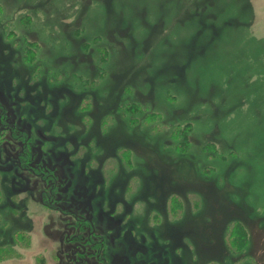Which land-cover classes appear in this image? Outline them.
<instances>
[{
	"label": "rangeland",
	"instance_id": "1",
	"mask_svg": "<svg viewBox=\"0 0 264 264\" xmlns=\"http://www.w3.org/2000/svg\"><path fill=\"white\" fill-rule=\"evenodd\" d=\"M0 264H264V0H0Z\"/></svg>",
	"mask_w": 264,
	"mask_h": 264
},
{
	"label": "trees",
	"instance_id": "2",
	"mask_svg": "<svg viewBox=\"0 0 264 264\" xmlns=\"http://www.w3.org/2000/svg\"><path fill=\"white\" fill-rule=\"evenodd\" d=\"M134 106H136V105H134Z\"/></svg>",
	"mask_w": 264,
	"mask_h": 264
}]
</instances>
